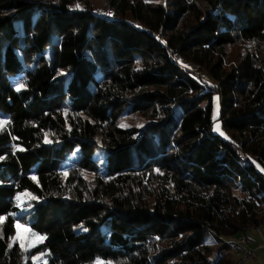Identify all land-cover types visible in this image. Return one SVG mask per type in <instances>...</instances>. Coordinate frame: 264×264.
Returning <instances> with one entry per match:
<instances>
[{"label":"trees","instance_id":"obj_1","mask_svg":"<svg viewBox=\"0 0 264 264\" xmlns=\"http://www.w3.org/2000/svg\"><path fill=\"white\" fill-rule=\"evenodd\" d=\"M100 1L0 0V264H232L264 223V0Z\"/></svg>","mask_w":264,"mask_h":264},{"label":"rangeland","instance_id":"obj_2","mask_svg":"<svg viewBox=\"0 0 264 264\" xmlns=\"http://www.w3.org/2000/svg\"><path fill=\"white\" fill-rule=\"evenodd\" d=\"M80 6H83L82 4H79ZM89 6L91 7L92 10L101 12L102 11V3L100 0H89ZM227 50L229 51V62H231L233 59H235V57L238 55V53L241 54V52L243 51L242 46L237 45V46H232V47H227ZM204 79L209 80L210 82H212L211 79L201 75ZM13 83L15 86H17V79L14 78L13 79ZM219 110V101H218V97L217 95L213 96L212 99V105H211V117H212V126H211V130L212 132L219 134L220 136H222L225 139L230 138V132L225 130L218 118V111ZM142 115L139 113H135V112H128V111H123V113L121 114L120 120H119V125L120 126H130V125H135V126H141L142 125ZM0 121H3V125L5 124V118L4 117H0ZM0 126V129L3 127ZM217 125L219 126V131H216V127ZM223 133V134H221ZM15 147H13L11 144H7L6 146L0 148V155L3 152H6L8 150H13ZM74 155H71V159L68 162H65L63 164V169L68 168L71 165V161L73 160ZM66 172H63V175H65ZM29 196L28 195H23V194H19L16 197V202L18 203V205L20 207H22V203L27 200ZM251 229L247 230L246 232V238L248 236V232ZM39 237H43L42 235L36 233L35 231H33L32 229H30L29 226H27L26 224H22L19 222H16L14 224V235L12 237V241H16L19 246L22 249H28L31 248L33 246H35L36 244H38L39 242L42 241V239H38ZM247 243H245L244 245L246 246ZM44 257L42 256L41 253H38L36 255H34L32 257V260H34L36 263H39L41 261H43ZM245 263V262H244ZM246 264H264V257L261 255L259 256V258L257 257L255 259V262H247Z\"/></svg>","mask_w":264,"mask_h":264},{"label":"crops","instance_id":"obj_3","mask_svg":"<svg viewBox=\"0 0 264 264\" xmlns=\"http://www.w3.org/2000/svg\"><path fill=\"white\" fill-rule=\"evenodd\" d=\"M246 247L253 252V255L244 264L254 263L255 259L261 255L264 257V223L248 232Z\"/></svg>","mask_w":264,"mask_h":264},{"label":"built area","instance_id":"obj_4","mask_svg":"<svg viewBox=\"0 0 264 264\" xmlns=\"http://www.w3.org/2000/svg\"><path fill=\"white\" fill-rule=\"evenodd\" d=\"M245 243H247V238L245 235L238 236L232 242V264H244V262L253 255V252L244 245Z\"/></svg>","mask_w":264,"mask_h":264},{"label":"snow or ice","instance_id":"obj_5","mask_svg":"<svg viewBox=\"0 0 264 264\" xmlns=\"http://www.w3.org/2000/svg\"><path fill=\"white\" fill-rule=\"evenodd\" d=\"M110 15V14H109ZM3 121H0V126H2L3 125ZM216 131H219V126L217 125V127H216V129H215ZM221 134H223V133H221ZM0 159H2V157H0ZM3 220V218L2 217H0V221H2ZM38 239H43V237H39Z\"/></svg>","mask_w":264,"mask_h":264}]
</instances>
